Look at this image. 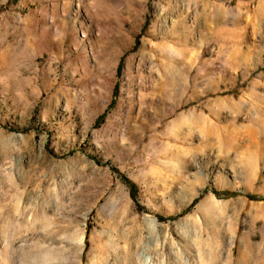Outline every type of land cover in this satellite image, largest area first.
<instances>
[{"label":"rangeland","instance_id":"1","mask_svg":"<svg viewBox=\"0 0 264 264\" xmlns=\"http://www.w3.org/2000/svg\"><path fill=\"white\" fill-rule=\"evenodd\" d=\"M0 264H264V0H0Z\"/></svg>","mask_w":264,"mask_h":264},{"label":"bare ground","instance_id":"2","mask_svg":"<svg viewBox=\"0 0 264 264\" xmlns=\"http://www.w3.org/2000/svg\"><path fill=\"white\" fill-rule=\"evenodd\" d=\"M152 224H153V227H154V231H156L157 230V222H156V220H153Z\"/></svg>","mask_w":264,"mask_h":264}]
</instances>
